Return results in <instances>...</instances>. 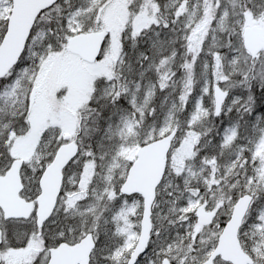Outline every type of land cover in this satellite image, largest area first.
Segmentation results:
<instances>
[{
	"label": "snow or ice",
	"instance_id": "6c2138e0",
	"mask_svg": "<svg viewBox=\"0 0 264 264\" xmlns=\"http://www.w3.org/2000/svg\"><path fill=\"white\" fill-rule=\"evenodd\" d=\"M0 264H264V0H0Z\"/></svg>",
	"mask_w": 264,
	"mask_h": 264
}]
</instances>
